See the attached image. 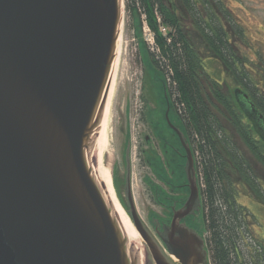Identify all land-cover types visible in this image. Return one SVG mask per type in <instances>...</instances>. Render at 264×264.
Listing matches in <instances>:
<instances>
[{
    "label": "water",
    "instance_id": "water-1",
    "mask_svg": "<svg viewBox=\"0 0 264 264\" xmlns=\"http://www.w3.org/2000/svg\"><path fill=\"white\" fill-rule=\"evenodd\" d=\"M122 19L123 0H0V264H175L136 209L132 143L124 186L135 228L107 195L104 129ZM237 98L264 139V115L241 89ZM197 202L194 180L187 211L166 229L181 264L204 251L180 224Z\"/></svg>",
    "mask_w": 264,
    "mask_h": 264
},
{
    "label": "trees",
    "instance_id": "trees-1",
    "mask_svg": "<svg viewBox=\"0 0 264 264\" xmlns=\"http://www.w3.org/2000/svg\"><path fill=\"white\" fill-rule=\"evenodd\" d=\"M155 36L149 53L194 141L201 175L203 221L212 264H264V243L240 197L264 205V139L242 108L247 93L264 115V95L246 71L237 39L245 33L225 0H126ZM217 63L241 88L223 91Z\"/></svg>",
    "mask_w": 264,
    "mask_h": 264
},
{
    "label": "rangeland",
    "instance_id": "rangeland-1",
    "mask_svg": "<svg viewBox=\"0 0 264 264\" xmlns=\"http://www.w3.org/2000/svg\"><path fill=\"white\" fill-rule=\"evenodd\" d=\"M225 1L245 33L243 40L237 39V44L246 57V71L258 84V92L264 95V0ZM144 18L130 12L126 0H123V19L115 65L116 85L110 108L105 165L111 171L117 197L126 210L124 175L128 145L132 143L136 209L149 231L154 234L151 220L157 213L156 208L148 202L145 184V177L152 174V171L140 161L139 144H143L145 135L156 137L149 122L160 121L169 94L166 77L150 59L149 53L155 47L147 41L148 26ZM209 71L211 74L219 73L220 80L225 81L224 92L241 88L234 78L226 77L219 64H210ZM240 202L253 214V235L264 243V205L246 193L240 197ZM199 220L198 228L207 238L201 213Z\"/></svg>",
    "mask_w": 264,
    "mask_h": 264
},
{
    "label": "flooded vegetation",
    "instance_id": "flooded-vegetation-1",
    "mask_svg": "<svg viewBox=\"0 0 264 264\" xmlns=\"http://www.w3.org/2000/svg\"><path fill=\"white\" fill-rule=\"evenodd\" d=\"M155 138L145 135L143 144H139L140 161L152 171L145 177L148 202L155 207L157 216L153 217L154 236L164 253L175 264L180 260L171 254L166 240V229L172 225L174 215L187 211V202L191 194V181H196L199 189V202L193 206L191 213L180 219L183 224L196 231L203 240L204 246L197 254L198 264H212L207 238L200 232V213L203 215L202 180L194 152V141L183 124L173 99L167 97L166 109L158 123L149 122ZM194 159V173L188 172L189 152ZM131 146H128L127 157L130 160ZM129 154V156H128ZM129 162V161H128ZM131 168V167H130ZM125 207L128 209L125 202ZM154 211V212H155ZM183 214V213H182Z\"/></svg>",
    "mask_w": 264,
    "mask_h": 264
},
{
    "label": "bare ground",
    "instance_id": "bare-ground-1",
    "mask_svg": "<svg viewBox=\"0 0 264 264\" xmlns=\"http://www.w3.org/2000/svg\"><path fill=\"white\" fill-rule=\"evenodd\" d=\"M115 85H116V66H115V71H114V76H113L110 100H109L107 117H106V123H105V129H104V148H105V152H106V148H107V144H108L110 108H111V103H112V99H113V95H114V91H115ZM104 172H105V179H106V187H107L108 198L113 203L114 209L118 213V215L121 218V220L124 223L134 227L130 217L126 213V210H124L122 204L120 203V201H119V199L117 197V194H116V191H115V187H114V184H113L111 171L105 165V163H104Z\"/></svg>",
    "mask_w": 264,
    "mask_h": 264
},
{
    "label": "built area",
    "instance_id": "built-area-1",
    "mask_svg": "<svg viewBox=\"0 0 264 264\" xmlns=\"http://www.w3.org/2000/svg\"><path fill=\"white\" fill-rule=\"evenodd\" d=\"M146 35H147V41L149 42V44L155 47V36L149 26L146 29Z\"/></svg>",
    "mask_w": 264,
    "mask_h": 264
}]
</instances>
